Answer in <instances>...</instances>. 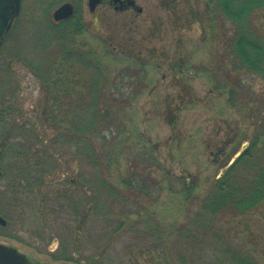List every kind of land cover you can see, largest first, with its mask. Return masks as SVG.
<instances>
[{"label": "rangeland", "instance_id": "374dc122", "mask_svg": "<svg viewBox=\"0 0 264 264\" xmlns=\"http://www.w3.org/2000/svg\"><path fill=\"white\" fill-rule=\"evenodd\" d=\"M110 1L91 12L88 0H22L21 14L0 49V214L8 221L0 227V243L43 264H230L228 248L264 264V204L251 213L222 215L203 234L194 224L197 209L184 203L183 181L198 186L196 195H206L222 171V150L254 132L249 115L228 101L229 91L214 90L216 81L193 71L203 63L218 67L220 77L225 74L216 53L220 45L203 40L208 36L202 29L208 25L205 2L135 0V7L118 11ZM65 3L74 12L75 4L81 5L84 31L57 39L52 23L67 19L56 21L54 12ZM189 8L199 17L191 30L182 26ZM223 33L219 26L214 35ZM85 43L97 55L106 45L119 54L103 59L110 78L134 57L144 59L150 84L144 83V95L133 102L118 104L117 114L110 85L101 89L113 125L106 141L93 137L94 154L86 149L84 133L87 113H101L88 106L85 90L94 69L82 64L77 84L62 82L71 66L81 65L64 57L63 48L79 54ZM187 54L194 67L190 74L178 66ZM48 58L55 79L49 83L72 88L68 95L55 91L59 104L44 82ZM245 79V87L263 91L259 79ZM242 97L248 111L261 104L254 93ZM46 201L51 217L39 213Z\"/></svg>", "mask_w": 264, "mask_h": 264}, {"label": "trees", "instance_id": "16d2710c", "mask_svg": "<svg viewBox=\"0 0 264 264\" xmlns=\"http://www.w3.org/2000/svg\"><path fill=\"white\" fill-rule=\"evenodd\" d=\"M202 1L205 2L206 8L208 9V25L207 27L202 26V29L206 31L208 36L204 37L203 40L205 42L208 40L214 42V46L220 45L218 47L219 49H217L220 52L216 51V53H220L217 56L220 57L224 65V69L222 70L225 71V74L220 77L218 67L214 69L203 63L194 68L193 61L190 58L191 55L189 54L183 56L182 61L179 60L180 63H178V66L180 69L184 68L181 72L186 74H190L191 72L189 70L193 68V71L197 75L205 76L207 74L209 81H216L214 90H228V101L234 108L244 111L245 116L247 114L249 115L248 118L252 121L251 124L254 126V132L249 140L244 142L240 139L228 152L222 150L224 152L222 160L220 161L222 171L219 172L210 189L205 193L206 195H196L198 186L190 185L187 181H183L185 206L188 209H191V207L197 209L194 224L201 229V233H203V229L211 232L216 227L218 218L222 215H226L227 213L238 215L251 213L254 210L260 209L264 204V0ZM197 12L196 9L189 8L188 12L184 14L183 20L185 21L182 25L184 29L191 30L190 26L199 23ZM52 26L57 28V31L53 30L55 35L59 31L57 39L66 33L83 32L84 25L82 23L81 5L75 4V12L72 17L58 24L53 22ZM219 26L222 27L224 33L222 36H215L214 32L218 30ZM153 36L158 38L155 34ZM176 45L178 43L163 47L171 48ZM92 49L88 48V43L83 45L84 51L79 52V54L71 53L63 48L64 57H67L69 60H77L76 63L80 62L79 64L81 65L71 66L69 71L67 70L63 75L64 79L62 82L72 85L73 83L77 84L78 81L75 80H80L82 76L81 66L83 65L88 69H94L90 73L91 77H87L88 84L85 85V90L86 96L90 97L91 100L88 106H94L95 109H100L101 113L99 114L97 111L93 114L87 113L88 118L85 120L84 132L85 139H87L85 140L86 149L91 154H94L97 147L96 145L94 146L92 139L96 136L106 141V137L108 136L107 131L111 130L110 126L113 125L112 115L114 113L117 114L116 112L119 110L118 104L133 102L138 97L144 95V91L147 88H145V84H150L147 82L148 74L146 73L148 64L144 59H136L134 57L131 62L128 61L126 70L122 69L118 76L110 78L107 76L110 73L109 67L104 65L103 59L107 56L117 58L119 54L111 46L108 47L107 45L105 46V52H100L98 55ZM45 61H47V66L50 69L46 71L45 81H43L49 83L51 79L55 81L50 76L54 69V64H50L49 58ZM66 61L68 62L67 59ZM132 70L135 72L129 75L128 73ZM246 75L252 79L253 77L259 79L263 91L258 94V91L256 92V89L252 85L245 87L243 83L246 84ZM125 78L128 79L126 82L124 81ZM57 80H59V77ZM62 82L60 85H54L53 83L47 85L49 92H54L51 95V99L56 101L57 104L60 102L55 91L62 92L65 95L72 92L70 85L62 88ZM106 84L110 86L108 87ZM105 87L109 88V96L116 100L114 103V109L116 111L114 113H111L107 104H105V100L100 99L101 89ZM133 88L135 89L133 90ZM131 90H133V93H131ZM240 93H254L256 96L255 101L260 97L261 104L257 107V110H246L248 103L242 105L244 97L240 100ZM75 144L77 145L78 143L75 141ZM50 156L48 162L52 163L55 159L54 156ZM39 168L40 170H45L44 167ZM53 176L54 174L52 175L49 172V177ZM99 182L102 187L107 188L109 191L111 190L108 184L101 182V180ZM42 183L45 182L40 180L39 184ZM64 207L66 208L65 205ZM60 210L66 211L62 208ZM73 212H75V207ZM82 216L81 221L85 223L84 213ZM79 226L80 223L78 224ZM231 249L228 248L224 252L227 256L226 261H229L230 264H254L249 254L246 257H240L238 251L235 253L236 249H233V251ZM164 256L166 257V254ZM166 262L170 264L171 261ZM214 264H223V262L217 261Z\"/></svg>", "mask_w": 264, "mask_h": 264}, {"label": "water", "instance_id": "95a60500", "mask_svg": "<svg viewBox=\"0 0 264 264\" xmlns=\"http://www.w3.org/2000/svg\"><path fill=\"white\" fill-rule=\"evenodd\" d=\"M102 0H88V7L94 12ZM22 0H0V49L5 44L16 18L21 14ZM74 14L71 3H65L54 12V19L61 21ZM1 156V153H0ZM0 172V178H1ZM7 220L0 214V227H4ZM0 264H43L32 261L26 255L20 253L17 248L0 243Z\"/></svg>", "mask_w": 264, "mask_h": 264}, {"label": "flooded vegetation", "instance_id": "af4514ba", "mask_svg": "<svg viewBox=\"0 0 264 264\" xmlns=\"http://www.w3.org/2000/svg\"><path fill=\"white\" fill-rule=\"evenodd\" d=\"M101 2H103V0ZM110 2L115 5V9L118 11L129 9V7H135L136 3H137V2H135V0H111ZM138 12H141V10H139ZM2 151L3 150H1V148H0V153H1L0 162H1V157H2ZM0 172L3 175V172L1 169H0ZM2 175H1V178H2ZM1 178H0V180H1ZM46 202H47V205L45 204V207H43V208L41 207L39 209V213H40V215H42V217H44V216L51 217L53 211L51 210V206L48 204V201H46ZM46 206H47V208H46Z\"/></svg>", "mask_w": 264, "mask_h": 264}]
</instances>
